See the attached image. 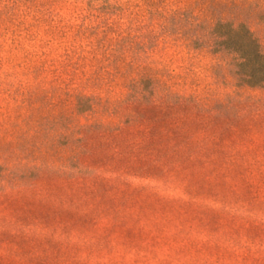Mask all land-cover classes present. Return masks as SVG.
<instances>
[{"label": "rangeland", "instance_id": "374dc122", "mask_svg": "<svg viewBox=\"0 0 264 264\" xmlns=\"http://www.w3.org/2000/svg\"><path fill=\"white\" fill-rule=\"evenodd\" d=\"M0 264H264V0H0Z\"/></svg>", "mask_w": 264, "mask_h": 264}]
</instances>
